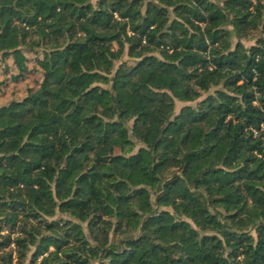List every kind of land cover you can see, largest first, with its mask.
<instances>
[{
	"label": "trees",
	"instance_id": "16d2710c",
	"mask_svg": "<svg viewBox=\"0 0 264 264\" xmlns=\"http://www.w3.org/2000/svg\"><path fill=\"white\" fill-rule=\"evenodd\" d=\"M0 76V264H264V0H0Z\"/></svg>",
	"mask_w": 264,
	"mask_h": 264
},
{
	"label": "rangeland",
	"instance_id": "374dc122",
	"mask_svg": "<svg viewBox=\"0 0 264 264\" xmlns=\"http://www.w3.org/2000/svg\"><path fill=\"white\" fill-rule=\"evenodd\" d=\"M250 44V42H246V45H249ZM124 60H128L127 59V56H125L124 57ZM10 68H11V66H10ZM40 80V78H39V75L37 74V73H34L33 75H31V77H29L28 78V82H30V83H37L38 81ZM2 81V77L0 76V82ZM185 105H187V104H183V103H177V106H176V111H177V113L180 111V109L182 108V107H184ZM189 105H192V106H195L196 104L195 103H193V104H189ZM26 264H28V263H26Z\"/></svg>",
	"mask_w": 264,
	"mask_h": 264
},
{
	"label": "built area",
	"instance_id": "2783aa9c",
	"mask_svg": "<svg viewBox=\"0 0 264 264\" xmlns=\"http://www.w3.org/2000/svg\"><path fill=\"white\" fill-rule=\"evenodd\" d=\"M264 129V128H263ZM255 134L257 135L258 134V132H255Z\"/></svg>",
	"mask_w": 264,
	"mask_h": 264
}]
</instances>
